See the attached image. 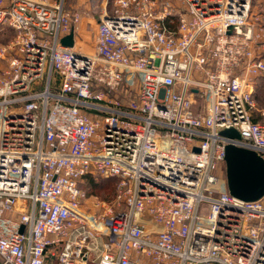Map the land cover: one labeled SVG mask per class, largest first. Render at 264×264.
<instances>
[{
    "label": "built area",
    "instance_id": "2783aa9c",
    "mask_svg": "<svg viewBox=\"0 0 264 264\" xmlns=\"http://www.w3.org/2000/svg\"><path fill=\"white\" fill-rule=\"evenodd\" d=\"M253 1L101 0L86 49L64 0H0V264H264V193L230 194L224 160H264Z\"/></svg>",
    "mask_w": 264,
    "mask_h": 264
},
{
    "label": "water",
    "instance_id": "95a60500",
    "mask_svg": "<svg viewBox=\"0 0 264 264\" xmlns=\"http://www.w3.org/2000/svg\"><path fill=\"white\" fill-rule=\"evenodd\" d=\"M60 42L65 46H73V31L62 36ZM220 134L239 137L234 128L222 129ZM224 160L226 184L230 194L243 200H255L264 193V160L255 150L228 143L225 146Z\"/></svg>",
    "mask_w": 264,
    "mask_h": 264
},
{
    "label": "rangeland",
    "instance_id": "374dc122",
    "mask_svg": "<svg viewBox=\"0 0 264 264\" xmlns=\"http://www.w3.org/2000/svg\"><path fill=\"white\" fill-rule=\"evenodd\" d=\"M101 0H64V6L69 11H79L81 13V20L79 22V43L86 49H90L92 42V32L95 22L98 17L100 10ZM264 0H254L253 7L257 11L262 8ZM13 34V31L9 28H4L0 31V45L4 44L8 38ZM256 81V91L255 99L257 107H262L264 105V78L257 77ZM135 88V85L133 86ZM199 100L197 101V107H199ZM92 176H88L83 179V187H88V199L86 202H91L92 200L109 201L114 193L115 182H106L100 180L99 177H93L92 180L95 184H102L101 186L90 187L89 182ZM87 186V187H86ZM90 205V203H88Z\"/></svg>",
    "mask_w": 264,
    "mask_h": 264
},
{
    "label": "trees",
    "instance_id": "16d2710c",
    "mask_svg": "<svg viewBox=\"0 0 264 264\" xmlns=\"http://www.w3.org/2000/svg\"><path fill=\"white\" fill-rule=\"evenodd\" d=\"M256 91V90H255ZM254 95H255V92H254ZM93 177H91L90 179V182H89V185L90 187H95V186H101L102 184L98 183V184H95L92 180ZM100 180H103V181H106V182H115V179H112V178H100ZM87 187V186H86ZM87 190H88V187H87Z\"/></svg>",
    "mask_w": 264,
    "mask_h": 264
}]
</instances>
